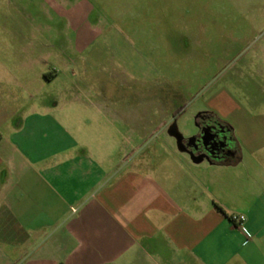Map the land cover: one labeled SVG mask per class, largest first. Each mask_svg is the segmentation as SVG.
Masks as SVG:
<instances>
[{"label": "crops", "instance_id": "crops-1", "mask_svg": "<svg viewBox=\"0 0 264 264\" xmlns=\"http://www.w3.org/2000/svg\"><path fill=\"white\" fill-rule=\"evenodd\" d=\"M24 56L13 71L38 66ZM227 103L197 111L230 145L198 164L176 150L166 116L148 119L157 133L131 136L105 169L51 117L10 123L0 131V264H264V119H231Z\"/></svg>", "mask_w": 264, "mask_h": 264}, {"label": "rangeland", "instance_id": "rangeland-1", "mask_svg": "<svg viewBox=\"0 0 264 264\" xmlns=\"http://www.w3.org/2000/svg\"><path fill=\"white\" fill-rule=\"evenodd\" d=\"M17 3L0 9L2 132L51 117L105 169L131 136L157 133L148 119L185 138L214 101L236 104L231 119H264V0ZM22 54L38 66L13 71Z\"/></svg>", "mask_w": 264, "mask_h": 264}, {"label": "flooded vegetation", "instance_id": "flooded-vegetation-1", "mask_svg": "<svg viewBox=\"0 0 264 264\" xmlns=\"http://www.w3.org/2000/svg\"><path fill=\"white\" fill-rule=\"evenodd\" d=\"M171 120L174 118L170 116ZM195 134L193 140L184 138L183 147L195 156H204L207 160H217L230 148L227 131L210 120L208 114L197 113L194 117ZM171 126V125H169Z\"/></svg>", "mask_w": 264, "mask_h": 264}, {"label": "water", "instance_id": "water-1", "mask_svg": "<svg viewBox=\"0 0 264 264\" xmlns=\"http://www.w3.org/2000/svg\"><path fill=\"white\" fill-rule=\"evenodd\" d=\"M166 134L173 139L174 141V145L175 148L178 152L186 154L189 158V160L194 163V164H198L201 161H207V159L204 156H195L194 154H192L191 152L187 151L183 145H182V141H183V137L182 135L177 131V129L175 128L174 125H171L167 128L166 130ZM194 137L189 138L188 140H193Z\"/></svg>", "mask_w": 264, "mask_h": 264}, {"label": "built area", "instance_id": "built-area-1", "mask_svg": "<svg viewBox=\"0 0 264 264\" xmlns=\"http://www.w3.org/2000/svg\"><path fill=\"white\" fill-rule=\"evenodd\" d=\"M229 220H230V222L236 224L239 227V230L243 234L244 238L250 239V237H251L250 234L241 228V225H242V222H243V217L242 216H231L229 218Z\"/></svg>", "mask_w": 264, "mask_h": 264}]
</instances>
